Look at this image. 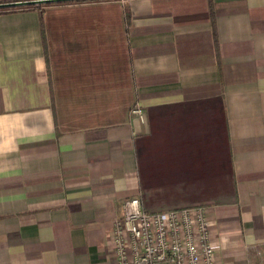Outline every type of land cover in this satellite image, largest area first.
<instances>
[{
  "label": "crops",
  "instance_id": "0c3cea01",
  "mask_svg": "<svg viewBox=\"0 0 264 264\" xmlns=\"http://www.w3.org/2000/svg\"><path fill=\"white\" fill-rule=\"evenodd\" d=\"M7 5L0 264H114L133 198L205 209L216 264H264V0Z\"/></svg>",
  "mask_w": 264,
  "mask_h": 264
},
{
  "label": "built area",
  "instance_id": "2783aa9c",
  "mask_svg": "<svg viewBox=\"0 0 264 264\" xmlns=\"http://www.w3.org/2000/svg\"><path fill=\"white\" fill-rule=\"evenodd\" d=\"M130 113L142 121L139 106ZM123 210L109 241L114 264H216L205 209L146 212L140 199L133 198Z\"/></svg>",
  "mask_w": 264,
  "mask_h": 264
},
{
  "label": "trees",
  "instance_id": "16d2710c",
  "mask_svg": "<svg viewBox=\"0 0 264 264\" xmlns=\"http://www.w3.org/2000/svg\"><path fill=\"white\" fill-rule=\"evenodd\" d=\"M54 2H48V3H46L47 5H52ZM209 7H210V12H211V15L213 14V9H212V5H211V3H210V5H209ZM38 10H40V9H38ZM129 16H130V14H129V12L127 11V9H126V18H129Z\"/></svg>",
  "mask_w": 264,
  "mask_h": 264
},
{
  "label": "water",
  "instance_id": "95a60500",
  "mask_svg": "<svg viewBox=\"0 0 264 264\" xmlns=\"http://www.w3.org/2000/svg\"><path fill=\"white\" fill-rule=\"evenodd\" d=\"M50 2H52V1H50ZM56 2H57V1H56ZM46 3H48V2H46ZM8 6H9V5H7V6H0V7L2 8V7H8Z\"/></svg>",
  "mask_w": 264,
  "mask_h": 264
}]
</instances>
